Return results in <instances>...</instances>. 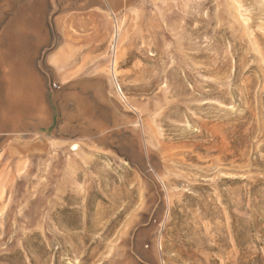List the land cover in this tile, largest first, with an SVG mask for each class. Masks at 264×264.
<instances>
[{
    "label": "rangeland",
    "instance_id": "obj_1",
    "mask_svg": "<svg viewBox=\"0 0 264 264\" xmlns=\"http://www.w3.org/2000/svg\"><path fill=\"white\" fill-rule=\"evenodd\" d=\"M108 3L0 0V264H264V0Z\"/></svg>",
    "mask_w": 264,
    "mask_h": 264
},
{
    "label": "crops",
    "instance_id": "obj_2",
    "mask_svg": "<svg viewBox=\"0 0 264 264\" xmlns=\"http://www.w3.org/2000/svg\"><path fill=\"white\" fill-rule=\"evenodd\" d=\"M53 14H92L109 9L108 0H51ZM111 9V8H110Z\"/></svg>",
    "mask_w": 264,
    "mask_h": 264
},
{
    "label": "bare ground",
    "instance_id": "obj_3",
    "mask_svg": "<svg viewBox=\"0 0 264 264\" xmlns=\"http://www.w3.org/2000/svg\"><path fill=\"white\" fill-rule=\"evenodd\" d=\"M28 59H30V60H32L31 59V55H29V57H27ZM0 59H1V61L3 60V58H1V56H0ZM10 64H12V63H10ZM9 64V65H10ZM10 67L12 68L11 69V71H12V73H9V70H6V71H3V76L5 75L6 76V78H13V75L15 74V72H13V70L15 69V67H16V65H14L13 66V64H12V66L10 65ZM29 70V69H28ZM24 80H25V78H24ZM6 90V88H4V90H0V97H3V98H0V110L2 111L3 110V108H5L4 107V102L3 101H6V99H9L8 98V96H10V90H13L12 88H10V90H7V91H5ZM22 90V89H21ZM20 90V91H21ZM4 91L6 92V93H4ZM15 90H13V92H14ZM22 94H23V92H21V93H19V94H17V96H15V99H16V102H20V99H23V96H22ZM10 109V108H9ZM1 124V123H0Z\"/></svg>",
    "mask_w": 264,
    "mask_h": 264
}]
</instances>
